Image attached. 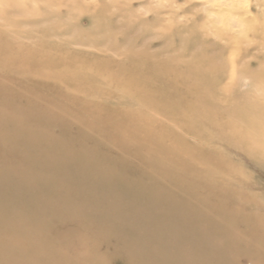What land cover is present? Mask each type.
Segmentation results:
<instances>
[{
  "label": "rangeland",
  "instance_id": "1",
  "mask_svg": "<svg viewBox=\"0 0 264 264\" xmlns=\"http://www.w3.org/2000/svg\"><path fill=\"white\" fill-rule=\"evenodd\" d=\"M34 1L0 0V264H264V0Z\"/></svg>",
  "mask_w": 264,
  "mask_h": 264
},
{
  "label": "bare ground",
  "instance_id": "2",
  "mask_svg": "<svg viewBox=\"0 0 264 264\" xmlns=\"http://www.w3.org/2000/svg\"><path fill=\"white\" fill-rule=\"evenodd\" d=\"M101 0H90V4H88L87 3V1L86 0H35L34 2L35 3H37V4H42L43 6H44V8H46V10H50V11H52V10H59L60 8H63V7H68V8H76V9H78V8H80V7H82V6H84V7H88V6H90V5H93V6H101L102 5V3L100 2ZM140 0H115V1H112V0H110L109 2H106L107 4H109V6H111V7H115V11L116 10H119L120 8H122V9H124V7H128L129 8V10H127V11H130V12H134V11H137V12H139V11H145L146 9H148V8H150V7H152V5L153 4H151L150 2H148V3H138ZM209 2H210V4H209V6L211 5V2H215V0H209ZM223 2H224V5H227V7H231V9L232 8H234V6L233 5H235L236 3H241V1L240 0H223ZM105 4V2H103V5ZM138 4V5H137ZM206 5V4H205ZM205 5H204V7H205ZM241 5V4H240ZM207 7V6H206ZM224 7H226V6H224ZM73 10H75V9H73ZM206 10V9H205ZM137 12H135V13H137ZM140 12V13H141ZM129 14H133V13H129ZM137 17H139L140 16V14L139 13H137V14H135ZM142 15V14H141ZM162 18L161 16H158L156 19H155V22H157L158 21V18ZM173 17V16H172ZM214 17V16H213ZM216 18V17H215ZM173 19L175 20V18L173 17ZM173 19H169V20H173ZM92 20H95V19H92ZM217 21H219L220 22V20H218V18H217ZM218 23V22H217ZM219 24V23H218ZM232 25V28L233 29H237V28H241V22H239V21H234V22H232L231 23ZM207 26H210L209 24L207 25ZM212 26V25H211ZM243 28V27H242ZM231 29V28H230ZM230 29L228 28V30L230 31ZM212 30H214V28L212 29ZM227 30V31H228ZM203 32V31H202ZM209 32V31H208ZM214 32V31H213ZM239 32H241V31H239ZM239 32H237L238 34L237 35H239L240 33ZM228 33V32H227ZM225 34V35H228V34ZM233 33V32H232ZM216 34V33H215ZM231 34V33H230ZM242 34V33H241ZM217 35V34H216ZM215 36V35H214ZM213 36V37H214ZM230 36V35H229ZM239 36H241V35H239ZM205 37V36H204ZM219 37V36H218ZM217 37V38H218ZM234 37V36H233ZM216 38V39H217ZM226 37H224V39H225ZM229 38L230 37H228V41H233V40H229ZM227 39V38H226ZM263 39H264V37H263ZM198 41V40H197ZM241 41V40H240ZM227 43V42H226ZM228 43H230V42H228ZM232 43H234V42H232ZM262 44H264V40H262ZM146 133V132H145ZM156 142V141H155ZM164 148V147H163Z\"/></svg>",
  "mask_w": 264,
  "mask_h": 264
}]
</instances>
